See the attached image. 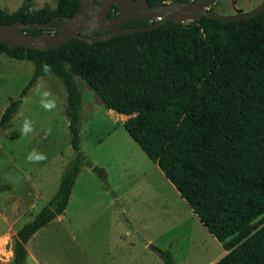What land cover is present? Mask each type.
Segmentation results:
<instances>
[{
	"label": "trees",
	"instance_id": "1",
	"mask_svg": "<svg viewBox=\"0 0 264 264\" xmlns=\"http://www.w3.org/2000/svg\"><path fill=\"white\" fill-rule=\"evenodd\" d=\"M166 0H147L159 5ZM190 1V0H172ZM79 0L13 12L0 23L72 16ZM118 9L111 6V12ZM129 20L125 27L147 25ZM40 33L49 29H23ZM0 54L33 64V73L0 116V131L21 98L44 76L65 89L64 112L74 155L52 197L17 229L11 264H25L26 242L65 210L84 158L80 151L83 79L107 109L126 115L123 127L226 253L213 264H264V8L220 22L168 20L157 27L88 43L74 38L40 50L0 43ZM43 65L51 66L45 74ZM175 264L169 251H157Z\"/></svg>",
	"mask_w": 264,
	"mask_h": 264
},
{
	"label": "rangeland",
	"instance_id": "2",
	"mask_svg": "<svg viewBox=\"0 0 264 264\" xmlns=\"http://www.w3.org/2000/svg\"><path fill=\"white\" fill-rule=\"evenodd\" d=\"M22 1L0 0V7L13 12ZM56 1L31 0L32 9L54 7ZM262 1L215 0L210 9L236 14ZM33 69L30 61L0 54V116L19 98ZM75 79L82 95L84 158L66 209L27 241L25 264H35L32 259L40 264H164L158 250L169 251L175 264L216 262L226 251L126 132L127 116L104 107L83 79ZM43 89L56 99L53 111L41 107L38 92ZM65 100L58 77H41L0 131V264H11L17 229L52 197L73 158ZM25 119L34 126L27 136L21 134ZM33 150L47 159L29 162ZM92 167L101 168L103 176Z\"/></svg>",
	"mask_w": 264,
	"mask_h": 264
},
{
	"label": "water",
	"instance_id": "3",
	"mask_svg": "<svg viewBox=\"0 0 264 264\" xmlns=\"http://www.w3.org/2000/svg\"><path fill=\"white\" fill-rule=\"evenodd\" d=\"M93 0H79L78 8L72 16H55L45 22H28L14 20L0 23V43L9 48L21 45L25 48L47 50L56 48L71 39L78 38L88 43L108 39L115 35L133 33L157 27L168 20L196 21L205 15L220 22H228L255 16L264 8V0L254 9L236 14H219L210 9L215 0H190L165 2L159 5H149L147 0H101V5L95 6ZM116 6L118 14L108 19L110 6ZM96 8H100L99 11ZM88 13H96L88 16ZM127 20L150 21L147 25L123 27ZM154 20V21H153ZM57 22V23H55ZM49 29L40 33L24 32L23 29ZM92 29L109 30L107 33L90 35ZM98 176H103V170L92 167Z\"/></svg>",
	"mask_w": 264,
	"mask_h": 264
},
{
	"label": "clouds",
	"instance_id": "4",
	"mask_svg": "<svg viewBox=\"0 0 264 264\" xmlns=\"http://www.w3.org/2000/svg\"><path fill=\"white\" fill-rule=\"evenodd\" d=\"M43 71L45 74H51V66L43 65ZM40 96L41 107L46 111H53L57 107L56 99L52 96V93L46 89L38 92ZM34 131L33 122L29 119H25L21 128V134L27 136L29 133ZM27 160L31 163H39L47 159L46 154L39 153L33 150L27 155Z\"/></svg>",
	"mask_w": 264,
	"mask_h": 264
},
{
	"label": "flooded vegetation",
	"instance_id": "5",
	"mask_svg": "<svg viewBox=\"0 0 264 264\" xmlns=\"http://www.w3.org/2000/svg\"><path fill=\"white\" fill-rule=\"evenodd\" d=\"M93 5H95V6H99V5H101V0H93L92 2H91ZM96 10L97 11H99L100 10V8H96ZM118 12H119V10H117L116 12H114V13H112L111 12V6H110V8L108 9V11H107V17H108V19H112L114 16H116L117 14H118ZM88 16H95L96 15V13H88L87 14ZM128 21L129 20H127L122 26L123 27H125V25H126V23H128ZM139 21H141V20H139ZM154 21V20H153ZM146 22H150V21H146ZM55 23H57V22H55ZM49 31H52V30H49ZM107 32H109V30H105V29H102V30H96V29H92L91 31H90V35L91 36H93V35H95V34H97V33H107Z\"/></svg>",
	"mask_w": 264,
	"mask_h": 264
},
{
	"label": "crops",
	"instance_id": "6",
	"mask_svg": "<svg viewBox=\"0 0 264 264\" xmlns=\"http://www.w3.org/2000/svg\"><path fill=\"white\" fill-rule=\"evenodd\" d=\"M65 209H66V208H65ZM60 215H61V214H60ZM60 215H58V216H60ZM58 216H57V217H58ZM53 220H54V219H53ZM53 220H52V221H53ZM43 227H44V226H43ZM40 229H41V228H40ZM40 229H39V230H40ZM39 230H38V231H39ZM38 231H37V232H38ZM37 232H36V233H37ZM36 233H35V234H36ZM35 234H34V235H35ZM34 235H33V236H34ZM33 236H32L31 238H33ZM26 243H27V242H26ZM25 247H26V244H25ZM26 250H27V249H26ZM27 257H28V254H27ZM28 258H29V257H28ZM26 259H27V258H26ZM34 259H35V258H34ZM32 261H33L35 264H40V261L37 260V259H35V260L32 259Z\"/></svg>",
	"mask_w": 264,
	"mask_h": 264
},
{
	"label": "bare ground",
	"instance_id": "7",
	"mask_svg": "<svg viewBox=\"0 0 264 264\" xmlns=\"http://www.w3.org/2000/svg\"><path fill=\"white\" fill-rule=\"evenodd\" d=\"M113 111V110H112Z\"/></svg>",
	"mask_w": 264,
	"mask_h": 264
}]
</instances>
